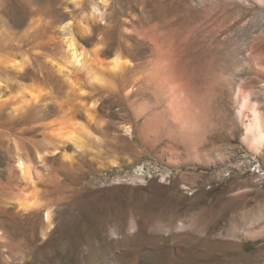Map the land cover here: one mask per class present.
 Instances as JSON below:
<instances>
[{"label": "rangeland", "instance_id": "rangeland-1", "mask_svg": "<svg viewBox=\"0 0 264 264\" xmlns=\"http://www.w3.org/2000/svg\"><path fill=\"white\" fill-rule=\"evenodd\" d=\"M65 14L92 58L118 48L140 73L156 44L176 55L203 94L193 136L161 117L152 87L132 97L146 107L136 119L84 70L57 72ZM65 79L72 103L101 120L83 149L57 137L85 123L62 105ZM31 93L38 103L10 118ZM252 109L264 121V0H0V264H264V139L257 148L246 128ZM23 193L36 200L28 211Z\"/></svg>", "mask_w": 264, "mask_h": 264}, {"label": "bare ground", "instance_id": "bare-ground-1", "mask_svg": "<svg viewBox=\"0 0 264 264\" xmlns=\"http://www.w3.org/2000/svg\"><path fill=\"white\" fill-rule=\"evenodd\" d=\"M91 9L93 13L98 14V17H101L104 14L101 10L100 4L96 1H94ZM67 17V14L62 16L61 21L57 25L58 29L55 31L57 36L56 47H58L59 53V62H56L57 72L61 74L70 68L84 70V76L88 86L97 89V84H101L107 88L108 91L113 93L112 102L118 101L119 96H121L124 103H127L126 107L132 110L133 116L136 119L142 117L144 113H146V107L144 106L145 104H138L137 99H133L132 97L140 94L144 87H152L156 102L161 107V117H166V119L176 125L178 129L176 133L181 132V135L185 133L186 136H193L195 131L199 129L198 127L200 126V123L203 122L201 121L203 120V94L201 87L194 79V74L180 64V60L176 55L172 56L167 48L163 45L156 44L157 57L149 60L147 66L140 73L137 68L142 65L140 64L141 62H136L133 57L122 53L123 51L120 52L118 48L111 47L103 49L98 47L94 50L95 56L92 58L87 55L80 42L75 38L72 22L70 20L66 21ZM244 17L245 14L243 13L233 22V25ZM83 26L80 25L79 27L81 34L89 39H93L89 33V29ZM16 62L14 64H17V68L21 67L22 63L20 61ZM104 70L107 72L110 79L105 77ZM127 72H132L134 74L127 79L125 75ZM5 77V82L11 80L9 76ZM66 79L67 86H70L71 89L69 88V90H65V99L62 105L67 106L72 115L83 118L85 123L76 121L75 119L68 124L66 130L57 132V137L62 145H67L74 150L83 149L84 140L90 138L92 136L91 134H93L91 131L95 132L99 130V128L101 130V120L94 113V110L96 109L88 108L85 103H72L70 94L74 92V85L76 84H72ZM209 82L210 81H208V83ZM77 88H79V91L81 92L84 90L81 87ZM238 93L236 95L237 98L235 97L236 99H238L239 95L242 93L241 90H239ZM241 96H243V94ZM37 98V94L31 93L30 98L21 99L16 106H13V109L8 115L10 118L19 115L30 102L38 103L36 102ZM244 100L245 101L241 106L245 107V103H247L246 100L248 101V99L244 97ZM251 111L252 119L246 128L253 134L252 138L255 141L257 148H259L264 139V129L263 124H261L264 121L261 122L262 118L260 119V113H258L260 110L256 112L255 109H252ZM126 130L128 132L130 131L128 127ZM55 151L57 152V149H55ZM17 167L19 168L21 177L24 180H29V166H27L20 157L17 159ZM23 194L24 197L19 199V205L22 209L28 211L36 204V200L34 198H29L26 193ZM44 220L47 224V228H50L52 226V214L49 209L44 212Z\"/></svg>", "mask_w": 264, "mask_h": 264}, {"label": "water", "instance_id": "water-1", "mask_svg": "<svg viewBox=\"0 0 264 264\" xmlns=\"http://www.w3.org/2000/svg\"><path fill=\"white\" fill-rule=\"evenodd\" d=\"M21 78H23V79H24V78H25V76L21 74ZM26 108H28V107H26ZM26 108H25V109H26ZM38 111H40L39 113H42V117H44V118H46V117H47V113H46L44 110H41V109H39Z\"/></svg>", "mask_w": 264, "mask_h": 264}]
</instances>
